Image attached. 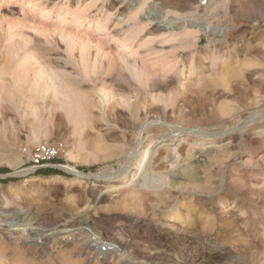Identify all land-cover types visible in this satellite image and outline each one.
<instances>
[{"label": "rangeland", "instance_id": "rangeland-1", "mask_svg": "<svg viewBox=\"0 0 264 264\" xmlns=\"http://www.w3.org/2000/svg\"><path fill=\"white\" fill-rule=\"evenodd\" d=\"M186 1L0 0V247L9 253L0 264H57L68 255L81 263L80 230L94 254L115 255L113 264H192L200 252L207 257L200 264H264V0H210L205 8ZM159 125L188 135L175 146L178 165L153 172L183 184L187 172L191 185L165 191L162 206L148 193H109L96 205L121 172L125 182L140 173L133 163L152 139L140 131ZM230 131L234 137L214 140ZM45 144L59 147L54 166L19 174L29 159L24 150ZM190 146L197 158H189ZM214 157L230 160L215 164ZM205 176L210 191L199 188ZM227 195L236 209L224 216L216 207ZM124 216L145 222L142 238L184 226L195 241L130 248L136 229ZM66 223L75 225L74 237Z\"/></svg>", "mask_w": 264, "mask_h": 264}, {"label": "bare ground", "instance_id": "bare-ground-1", "mask_svg": "<svg viewBox=\"0 0 264 264\" xmlns=\"http://www.w3.org/2000/svg\"><path fill=\"white\" fill-rule=\"evenodd\" d=\"M18 1V0H17ZM34 1V0H33ZM70 0H68V2H69ZM192 0H187L186 2H188V3H190ZM217 3H222L224 0H215ZM24 2V1H23ZM40 2V1H39ZM67 2V3H68ZM54 3V2H53ZM55 4V3H54ZM31 5V4H30ZM72 5H74V4H72ZM77 5V4H76ZM19 6V5H18ZM29 6V5H28ZM37 6V5H36ZM30 7V6H29ZM51 7H52V5H51ZM54 7V6H53ZM24 8V7H23ZM31 8H33V10H35V5L34 6H31ZM67 8V7H66ZM44 9V8H43ZM79 10H80V8H79ZM23 11V10H22ZM25 11V10H24ZM8 12V11H7ZM67 12V11H66ZM60 13V12H59ZM58 13V14H59ZM76 13H77V11H76ZM75 13V14H76ZM100 13V12H99ZM10 14V13H9ZM15 14V13H14ZM62 14V13H61ZM55 15V14H54ZM68 16V15H67ZM152 16V15H151ZM150 16H148L147 18H149ZM87 18V17H86ZM52 19V18H51ZM63 19V18H62ZM61 20V19H60ZM32 21V20H31ZM94 23V22H93ZM70 25V24H69ZM99 27V26H98ZM179 29V28H178ZM202 30V29H201ZM203 31V30H202ZM206 32V31H205ZM114 38V37H113ZM121 41V40H120ZM114 43H116V42H114ZM127 43V42H126ZM131 45V44H130ZM118 47H120V46H118ZM122 47H124V48H126L127 46L126 45H122ZM121 48V47H120ZM129 48V47H128ZM132 49V48H131ZM136 49V48H135ZM122 50H123V48H122ZM134 50V49H133ZM137 50V49H136ZM135 50V51H136ZM138 51V50H137ZM138 53V52H137ZM136 55V54H135ZM206 59L205 60H207L206 62H210V61H212V59H211V56H207V57H205ZM217 62V61H216ZM167 72V71H166ZM165 72V73H166ZM62 76V75H61ZM63 76H65V75H63ZM104 84H106V83H104ZM6 97V96H5ZM126 99L127 98H125V101H126ZM115 100V99H114ZM120 100V99H119ZM124 100V99H123ZM128 101H129V98L127 99ZM127 101V102H128ZM136 101V100H135ZM155 101V100H154ZM120 102H121V100H120ZM120 102H118V103H120ZM133 102V101H132ZM129 103V102H128ZM115 105H116V103H115ZM130 105V104H129ZM63 106V105H62ZM132 106V105H131ZM131 106H130V108H131ZM134 107V106H133ZM66 108V107H65ZM67 110H69L68 108H66ZM136 109H137V107H136ZM69 112V111H68ZM258 113V112H257ZM71 115H72V113H71ZM137 116V115H136ZM132 117V116H131ZM139 118V117H138ZM133 119H134V121H135V119H137V118H135V117H133ZM134 123V122H133ZM149 123V122H148ZM143 124V123H142ZM135 125V124H134ZM133 125V126H134ZM151 125V124H150ZM154 125V124H153ZM140 126V125H139ZM163 126V125H162ZM162 126H153V127H151V128H147L146 126H144V127H142V129H141V131H140V133H147V135H149V136H151V138L152 139H150L149 141V143H150V147H149V149L145 152L143 149V151L145 152V153H143V158H142V161L140 162V163H137V166H136V163H133L134 164V168H133V170H138V172H140L139 174H134V176L130 179V182H125V179H126V173L127 172H121L120 173V175H117L116 177H118V179L116 178V180H114V181H110V183H115L116 185H114V186H112L111 187V189L112 190H110V191H108V190H106L105 192L103 191V192H101L100 194H99V196L95 199V203H96V205H99V204H101V203H103V202H105L106 201V199H110V198H108V197H110V196H108V194L110 193V194H112V195H116L117 197L118 196H122V197H129L130 198V196L131 197H136V196H139V195H142V197L144 198V194H152L153 195V197H151V198H154V200H153V204H155V205H159L160 204V206H162L161 205V202L163 201V198H164V196H165V194L164 193H166L165 191H169V195H171L170 193L172 192L173 193V190H176L177 188L176 187H182V186H189V185H191V181H192V179H193V176L191 175V174H187V172H185V175L183 174V176L182 177H184V179L186 178V182H187V184H183V183H178V182H176V181H172L171 180V178H173V176H174V174H166V175H164V176H161L162 175V172H159V171H161V169H159L163 164H169V162L171 163L172 161H173V159L175 158V156H176V152H174L175 150H177V149H179V147L177 148V149H175V146L177 145V143L178 142H184V139H181V136H184V135H186L187 133V131H185V133H183V130L182 131H180V130H174V131H171L170 133L168 132V133H164V127H162ZM167 127V126H166ZM224 127V126H223ZM238 127V126H237ZM253 127V126H252ZM252 127H250L249 126V128H252ZM259 127V126H258ZM135 128V127H134ZM172 130V129H171ZM229 130V129H228ZM236 130V129H235ZM234 130V131H235ZM253 130V129H252ZM220 131H222V130H220ZM241 131V130H240ZM239 131V132H240ZM233 132V131H232ZM231 131L230 132H222V134H219V135H216V136H220V138H218V139H214L215 141H218V140H224V139H227V138H232V137H234L235 135H234V133H232ZM188 135V134H187ZM190 135V134H189ZM194 135V134H193ZM145 137V136H144ZM147 138V137H146ZM146 138H144V139H146ZM204 138V137H203ZM140 139V138H139ZM143 139V140H144ZM148 139V138H147ZM204 139H206V138H204ZM209 139V138H208ZM168 143H171V145H166V144H168ZM181 144H183V143H181ZM181 144H179V145H181ZM179 145H177V146H179ZM195 145V144H194ZM171 146V147H170ZM184 146H185V144H184ZM139 147V146H138ZM160 147H164V148H162L163 149V152L161 151L162 149L160 148ZM181 147H182V145H181ZM180 147V148H181ZM184 148H187L186 146L184 147ZM193 148H194V146H193ZM191 146H190V148H188L189 150H187L188 151V156H189V158L190 159H194L195 157H196V153H195V149H193ZM196 148V147H195ZM146 149V148H145ZM159 149H161L160 151L162 152V153H159ZM197 149V148H196ZM180 151V150H179ZM181 151H183V149L181 150ZM158 153V155L155 157L154 155L155 154H157ZM183 153H184V151H183ZM185 153H186V150H185ZM142 154V153H141ZM140 154V155H141ZM178 155V154H177ZM212 155V154H211ZM210 155V156H211ZM218 155V154H217ZM18 156V155H17ZM16 156V157H17ZM135 156L136 155H134V161L136 160L135 159ZM186 156V155H185ZM132 157V156H131ZM183 158V157H182ZM197 158V157H196ZM223 158L224 157H222V158H215L214 157V162H215V164H221V163H223ZM225 158H227V157H225ZM224 158V161L226 160ZM140 159V158H139ZM186 159V158H185ZM188 159V158H187ZM234 159V158H233ZM261 159V158H260ZM176 160V159H175ZM174 160V161H175ZM230 160V159H229ZM228 159L226 160L227 162L229 161ZM173 161V162H174ZM211 161H212V159H211ZM252 161V160H251ZM15 162V161H14ZM136 162V161H135ZM172 162V163H173ZM198 163H200V162H198ZM255 163H257V162H255ZM15 164H17V163H15ZM18 164H19V162H18ZM173 164H177V162L176 163H173ZM210 164V163H209ZM178 165V164H177ZM180 166V165H179ZM183 166H184V164H183ZM225 166V165H224ZM132 167V166H131ZM193 167H194V165H193ZM200 167V166H199ZM173 168V167H172ZM203 168H206V167H203ZM157 169H159V171H155V172H153L154 170H157ZM168 169V168H167ZM175 169H176V167H175ZM179 169V168H178ZM180 169H182V168H180ZM185 169V168H184ZM199 170V168L197 167L196 168V170ZM212 169V168H211ZM201 170V169H200ZM206 170V169H205ZM24 172H26V171H21L19 174H23ZM130 172V171H129ZM170 172V171H169ZM198 172V171H197ZM207 172V171H206ZM208 172H210V171H208ZM167 173V172H166ZM183 173V172H182ZM203 173V172H202ZM180 174H181V172H180ZM203 174H205V173H203ZM77 175L79 176V178H82L83 177V174L81 173V172H78L77 171ZM22 176V175H21ZM178 176V175H177ZM200 176H201V174H200ZM211 176V175H210ZM197 177H198V173H197ZM202 177V176H201ZM206 178L204 179V182L199 186V188L202 190V191H210V189H211V182H210V178L208 177V176H205ZM102 178H104L105 179V177H102ZM175 178V177H174ZM179 178V177H178ZM181 178V177H180ZM203 178V177H202ZM89 180H99V181H101L102 179H101V176H93V177H91V178H88ZM170 179V180H169ZM177 179V178H176ZM178 181H180L179 179H178ZM184 181V180H183ZM101 182H103V181H101ZM180 182H182V180L180 181ZM223 183V182H222ZM221 184V183H220ZM226 184V183H225ZM57 185V184H56ZM108 187V186H107ZM225 187V186H224ZM196 188V187H195ZM194 188V189H195ZM218 188V187H217ZM196 190V189H195ZM230 190V189H229ZM188 191V190H187ZM179 192H181V191H179ZM182 192H184V191H182ZM175 193V192H174ZM173 193V194H174ZM196 194V193H195ZM151 196V195H150ZM166 196H168V195H166ZM96 197V196H95ZM111 197H113L114 198V196H111ZM119 197V198H120ZM141 197V198H142ZM138 198V197H137ZM167 198V197H166ZM169 198V197H168ZM118 199V198H117ZM116 199V200H117ZM134 199V198H133ZM114 200V202H115V198L113 199ZM130 200V199H129ZM137 201H138V199H136ZM168 200V199H167ZM127 201V200H126ZM143 201V200H142ZM138 202V203H141L142 205L144 204V203H146V201H143V202ZM110 202V201H109ZM116 202H119V201H116ZM130 202H134L133 200L131 201L130 200ZM167 201H165V203H166ZM235 201L232 199V197L230 196V195H227V199L224 201V202H221V204L218 206V207H216V208H223V210H221L222 211V213L224 214V216H225V214L227 215V214H232V213H235V209L236 208H233L236 204L234 203ZM137 203V202H136ZM137 203V205H139ZM163 203V202H162ZM113 204V203H112ZM95 205V204H94ZM188 205H189V203H188ZM109 206V205H108ZM140 206V205H139ZM138 206V207H139ZM93 207V206H92ZM85 208V207H84ZM105 208H107V207H104V208H101V210L103 209H105ZM141 208V207H140ZM162 208V207H161ZM186 208V207H185ZM187 208H188V206H187ZM215 208V209H216ZM92 209V208H91ZM95 209H97V208H95ZM142 209V208H141ZM90 210V209H89ZM94 210V209H93ZM99 210V209H98ZM108 211V208L107 209H105L104 211H102V212H107ZM143 210H146V209H142L141 211H143ZM163 210V209H162ZM165 211V210H164ZM90 213H91V211H90ZM97 213V212H96ZM100 213V212H99ZM177 213H179V212H177ZM191 213V212H190ZM189 213V214H190ZM175 214V213H174ZM195 214H196V212H195ZM194 214V215H195ZM175 215H177V214H175ZM182 215V214H181ZM184 215H187V217H188V219H189V216H188V214H184ZM101 216V215H100ZM104 216V215H103ZM120 216V215H119ZM90 217V216H89ZM108 217V216H107ZM190 217H191V215H190ZM193 217V216H192ZM196 217V216H195ZM194 217V220L196 219ZM101 218V217H100ZM123 218V220L125 221L124 222V224L126 223V226L128 227V228H130V227H133V228H135L136 230L134 231V232H130V235L132 236V238L134 239V240H136L135 242H133L132 243V245H131V247L130 248H135L136 246L138 247V245L139 244H144V243H154V241L155 240H159L160 242H161V245L162 244H165V245H169L173 240H175V241H177V240H183L187 245H189V246H191L193 243H194V241H195V237L192 235L193 233H190V229H189V232H188V229H183V227L184 226H177L178 228H176V232L174 233V235H173V233H172V231L170 232L169 231V228H170V226H168L167 228H157V229H154L153 231H152V233H151V231H150V235L149 236H147V234H146V236H143V238L142 237H140L141 236V233L143 232V230H146L147 228H146V224H145V222H143L142 220H140V219H133V218H135V217H133V218H131V216L129 217V216H124V217H122ZM141 218V217H140ZM186 218V217H185ZM97 219V218H96ZM197 219H199V217L197 218ZM180 220H182V218H181V216L179 217V216H177V217H175L174 219H173V226H175V225H177L178 223L177 222H179ZM190 221H191V219H190ZM199 221V220H198ZM169 222V221H168ZM193 222V221H192ZM195 222H197V221H195ZM76 223V222H75ZM99 223V222H98ZM104 223V222H103ZM198 223V222H197ZM196 223V224H197ZM64 224V223H63ZM62 224V225H63ZM74 224V223H73ZM77 224V223H76ZM96 224V223H95ZM101 224V223H100ZM120 224V223H119ZM172 224V223H171ZM192 224V223H191ZM194 224V223H193ZM195 224V225H196ZM61 225V226H62ZM98 225V224H97ZM160 225V224H159ZM168 225V224H167ZM170 225V224H169ZM188 225V224H187ZM198 225V224H197ZM60 226V225H59ZM161 226V225H160ZM172 226V225H171ZM189 226V225H188ZM191 227H192V225H190ZM199 226V225H198ZM81 227V226H80ZM158 227V226H157ZM162 227V226H161ZM164 227V226H163ZM166 227V226H165ZM180 227V228H179ZM187 227V226H186ZM74 228H76L75 227V225H72V224H70V223H66L65 225H64V231L66 230V233L67 234H69V237H74L75 236V234H76V232H75V230H74ZM79 228V227H78ZM124 228V227H123ZM146 228V229H145ZM189 228V227H188ZM70 229H73V230H70ZM102 230V229H101ZM117 230V229H116ZM193 230H194V227H193ZM81 231V230H80ZM79 231V233H77L76 234V237H77V240L75 239V241L74 242H78V243H80V248L81 249H79L80 250V253L82 252V256H83V258H82V261H81V263H79V261H74V260H71V258L69 257V255H68V257L67 256H65V257H63V262L62 263H59V261L57 262V264H113L114 262H113V257L115 256L113 253V255L114 256H112L111 254H109V253H105V255H104V257L102 256L103 255V253L102 252H98V254H94L93 253V248L90 246V244H89V242L86 240L85 241V237H83V234L81 233ZM60 232H62V231H60ZM104 232V231H103ZM127 232V231H126ZM6 233V232H5ZM30 234V233H29ZM144 234V233H143ZM52 235V234H51ZM196 236V235H195ZM3 237H4V235H3ZM67 237V236H66ZM117 237V236H116ZM31 238V237H30ZM37 239H38V237H36ZM35 238V239H36ZM68 238V237H67ZM110 238V237H109ZM13 239V238H12ZM63 239V238H62ZM70 240H71V238H69ZM68 239V240H69ZM111 239H112V237H111ZM129 239V238H128ZM113 240H114V238H113ZM8 241H12V240H8ZM25 241V240H24ZM50 241V240H49ZM117 241V240H116ZM119 241V240H118ZM4 241H2V243H3ZM15 242V241H14ZM25 242H27V241H25ZM33 242V241H32ZM130 242V241H129ZM12 243V242H11ZM21 243V242H20ZM29 243V242H28ZM111 243V242H110ZM109 243V244H110ZM116 243V242H115ZM114 242H113V244H115ZM119 243V242H118ZM118 243H116V244H118ZM4 244V243H3ZM10 244V243H9ZM13 244H17V243H13ZM55 244V243H54ZM112 244V245H113ZM121 244V243H120ZM124 244H126V242L124 243ZM20 245V244H19ZM24 246L26 245V244H23ZM111 245V246H112ZM1 246V245H0ZM9 247H10V245H8ZM16 246V245H15ZM23 246V247H24ZM26 246H28V245H26ZM25 246V247H26ZM53 246V245H52ZM67 246H69V245H66V247ZM76 244H74V248H76ZM78 246V247H79ZM120 246V245H119ZM141 246V245H140ZM160 246V245H159ZM9 247H8V249H9ZM23 247H21V248H23ZM136 247V248H137ZM151 247V246H150ZM162 247V246H161ZM27 248V247H26ZM30 248H32V247H30ZM36 248V247H35ZM35 248H32V249H35ZM38 248V247H37ZM44 248H45V246L43 247L42 246V250H44ZM118 248V247H117ZM122 248V247H121ZM7 249V248H6ZM6 249H5V247H0V261L1 260H3V259H5V260H7L8 259V254L9 253H7V251H6ZM29 249V248H28ZM41 249V248H40ZM64 249V248H63ZM62 249V250H63ZM70 249V248H69ZM76 249H78V248H76ZM124 249H126V248H124ZM10 250V249H9ZM8 250V251H9ZM22 250V249H21ZM24 250V249H23ZM22 250V251H23ZM31 249H29L28 251H30ZM41 250V251H42ZM71 250V249H70ZM103 250V249H102ZM111 249H109V251H110ZM113 250V249H112ZM119 250H120V248H119ZM123 250V249H122ZM159 250V249H158ZM169 250V249H168ZM24 251H26V250H24ZM24 251H23V254H24ZM45 251V250H44ZM74 251H76V250H74ZM85 251V252H84ZM137 251V250H136ZM11 252H13V250L11 251L10 250V253ZM65 252V251H64ZM105 252H108V250L107 251H105ZM138 252V251H137ZM148 252V251H147ZM156 252V251H155ZM166 252V251H165ZM26 253V252H25ZM97 253V252H96ZM132 253H134V252H132ZM54 254V253H53ZM63 254V253H62ZM69 254H70V252H69ZM72 254V253H71ZM118 254V253H117ZM219 254V253H218ZM224 254V253H223ZM32 254H30V256H31ZM76 255V254H75ZM85 255V256H84ZM108 255H111L109 258L107 257ZM139 255V254H138ZM142 255V254H141ZM161 255V253H155L154 254V257H159ZM195 255V254H194ZM221 255V254H220ZM16 256V255H15ZM18 256V255H17ZM22 256V255H21ZM20 256V257H21ZM27 256V255H26ZM44 256V255H43ZM55 256H57V255H55ZM59 256V255H58ZM57 256V257H58ZM71 256V255H70ZM81 256V255H80ZM79 256V257H80ZM99 256V258H100V256H102V260H97V257ZM144 256V255H143ZM186 256V255H185ZM28 257H29V255H28ZM39 257V256H38ZM42 257V256H41ZM41 257H39V258H41ZM62 257V256H61ZM147 257V256H146ZM153 257V256H152ZM151 257V258H152ZM184 257V256H183ZM10 258V257H9ZM16 258V257H15ZM26 258V257H25ZM30 258V257H29ZM29 258H27V260L29 259ZM31 258H32V256H31ZM119 258V257H118ZM185 258V257H184ZM117 259V258H116ZM120 259V261H122V259H124V258H119ZM150 259V258H149ZM161 259V258H160ZM203 259H207V257L203 254V252H200L197 256H193L192 257V259H191V263L192 264H200V262H202L201 260H203ZM209 259H213V258H209ZM17 261H18V259H16ZM30 260V259H29ZM26 261V259H25V261L26 262H21V261H16V264H35L33 261ZM33 260V259H32ZM35 260V259H34ZM51 260V259H50ZM60 260V259H59ZM10 261V260H9ZM116 261V260H115ZM41 262V261H40ZM78 262V263H77ZM6 264H8V262H5ZM15 263V262H14ZM37 263H39V262H37ZM4 264V263H3ZM43 264V263H42ZM56 264V263H55Z\"/></svg>", "mask_w": 264, "mask_h": 264}, {"label": "built area", "instance_id": "built-area-1", "mask_svg": "<svg viewBox=\"0 0 264 264\" xmlns=\"http://www.w3.org/2000/svg\"><path fill=\"white\" fill-rule=\"evenodd\" d=\"M210 0H199V7L205 8ZM59 147L52 144L39 145L24 152L28 155L25 171L37 172L53 167V161L58 157Z\"/></svg>", "mask_w": 264, "mask_h": 264}, {"label": "trees", "instance_id": "trees-1", "mask_svg": "<svg viewBox=\"0 0 264 264\" xmlns=\"http://www.w3.org/2000/svg\"><path fill=\"white\" fill-rule=\"evenodd\" d=\"M5 172V171H3ZM43 173H54V174H61V172H58L56 170H46V171H43Z\"/></svg>", "mask_w": 264, "mask_h": 264}]
</instances>
